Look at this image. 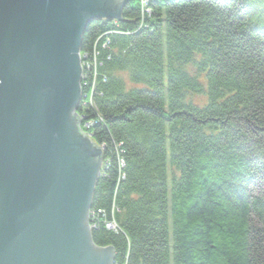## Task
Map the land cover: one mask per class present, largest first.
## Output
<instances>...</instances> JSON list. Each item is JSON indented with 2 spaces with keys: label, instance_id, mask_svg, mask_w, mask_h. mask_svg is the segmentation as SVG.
Returning a JSON list of instances; mask_svg holds the SVG:
<instances>
[{
  "label": "trees",
  "instance_id": "16d2710c",
  "mask_svg": "<svg viewBox=\"0 0 264 264\" xmlns=\"http://www.w3.org/2000/svg\"><path fill=\"white\" fill-rule=\"evenodd\" d=\"M81 55L94 244L114 264H264V0H130Z\"/></svg>",
  "mask_w": 264,
  "mask_h": 264
},
{
  "label": "water",
  "instance_id": "95a60500",
  "mask_svg": "<svg viewBox=\"0 0 264 264\" xmlns=\"http://www.w3.org/2000/svg\"><path fill=\"white\" fill-rule=\"evenodd\" d=\"M129 1L0 0V264H114L91 235L104 160L79 128L80 53Z\"/></svg>",
  "mask_w": 264,
  "mask_h": 264
},
{
  "label": "built area",
  "instance_id": "2783aa9c",
  "mask_svg": "<svg viewBox=\"0 0 264 264\" xmlns=\"http://www.w3.org/2000/svg\"><path fill=\"white\" fill-rule=\"evenodd\" d=\"M140 1V4H141V7H142V9H143V12L144 13H147L148 12V3H149V1L150 0H139ZM80 56L82 57V59L83 60H85L84 59V57L81 55V53H80ZM91 67L89 66V64H87L86 63V60H85V63L83 64V69L85 70V69H90ZM86 77H85V72H84V75H83V82H86ZM89 82V81H88ZM94 85H93V87H92V93L94 92ZM83 97H85V98H87V95H84L83 94ZM80 119H82V121H83V123H82V125H83V127L85 128V129H89V128H92L93 126H95V124H97V122H89L88 124H85L84 123V119L82 118V117H80ZM106 227L108 228V229H114L115 228V225L113 224V223H108V224H106Z\"/></svg>",
  "mask_w": 264,
  "mask_h": 264
},
{
  "label": "rangeland",
  "instance_id": "374dc122",
  "mask_svg": "<svg viewBox=\"0 0 264 264\" xmlns=\"http://www.w3.org/2000/svg\"><path fill=\"white\" fill-rule=\"evenodd\" d=\"M84 63H85V60L82 59V60H81L82 71H83V64H84ZM82 79H83V76H82ZM82 79H81V80H82ZM87 98H88V102H89V104H91V97H87ZM82 99H84V97H83ZM78 116H79V118H80V114H78ZM81 122L83 123L82 119H81ZM82 123H81L80 126H79L81 132L84 133V134H86V136L90 138L91 143L97 145L98 147H101V146L97 143V141L94 139V136H93V134L91 133V128H89L88 130L85 129V128L83 127ZM103 163H104V162H103Z\"/></svg>",
  "mask_w": 264,
  "mask_h": 264
},
{
  "label": "bare ground",
  "instance_id": "6f19581e",
  "mask_svg": "<svg viewBox=\"0 0 264 264\" xmlns=\"http://www.w3.org/2000/svg\"><path fill=\"white\" fill-rule=\"evenodd\" d=\"M104 22H107V21H104ZM111 22H114V23H116L117 22V20H113V21H111ZM83 75H84V69H83ZM83 82V81H82ZM81 88H82V91H83V87H82V84H81ZM104 164V163H103Z\"/></svg>",
  "mask_w": 264,
  "mask_h": 264
}]
</instances>
